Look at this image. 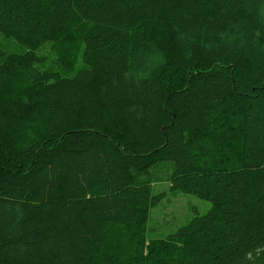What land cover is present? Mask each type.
<instances>
[{"label":"trees","instance_id":"trees-1","mask_svg":"<svg viewBox=\"0 0 264 264\" xmlns=\"http://www.w3.org/2000/svg\"><path fill=\"white\" fill-rule=\"evenodd\" d=\"M0 33V264H264V0H0ZM168 160L212 206L143 254Z\"/></svg>","mask_w":264,"mask_h":264},{"label":"rangeland","instance_id":"rangeland-1","mask_svg":"<svg viewBox=\"0 0 264 264\" xmlns=\"http://www.w3.org/2000/svg\"><path fill=\"white\" fill-rule=\"evenodd\" d=\"M0 48L6 53H23L26 48L10 37L0 33ZM38 53L43 58L37 64L40 70L56 71L61 76L71 77L79 69L87 67L81 57V52L72 54L62 42L46 41L39 48ZM170 79L173 83L181 82L183 76L171 70ZM173 162L162 161L153 165L147 172L138 176V181H150L152 193H162L163 197L157 205L149 209L147 220L140 230L137 247L144 254L149 240L164 238L179 227L185 225L197 215L205 214L212 206L211 201L192 193H184L172 189L170 174Z\"/></svg>","mask_w":264,"mask_h":264}]
</instances>
